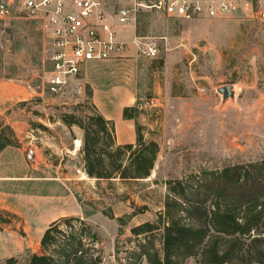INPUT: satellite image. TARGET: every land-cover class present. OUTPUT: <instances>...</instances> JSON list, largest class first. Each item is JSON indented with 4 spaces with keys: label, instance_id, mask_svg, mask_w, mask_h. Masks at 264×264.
Instances as JSON below:
<instances>
[{
    "label": "rangeland",
    "instance_id": "rangeland-1",
    "mask_svg": "<svg viewBox=\"0 0 264 264\" xmlns=\"http://www.w3.org/2000/svg\"><path fill=\"white\" fill-rule=\"evenodd\" d=\"M134 28L122 57L90 63L59 95L49 90L47 34L20 16L0 19V145L13 142L0 150V264L40 251L46 227L65 215L91 224L102 264H128L142 239L131 228L156 219L167 180L264 158V21L248 7L195 19L141 11ZM133 32L118 30L126 39ZM152 47L155 55L148 54ZM226 85L235 96L219 91ZM107 90L115 99L138 94L136 122L160 145L144 181L111 186L88 177L83 130L59 119L90 110L95 91L104 101ZM145 204V212L127 216ZM108 207L114 218L104 213ZM119 216H127L123 227ZM184 264L202 263L194 256Z\"/></svg>",
    "mask_w": 264,
    "mask_h": 264
},
{
    "label": "trees",
    "instance_id": "trees-1",
    "mask_svg": "<svg viewBox=\"0 0 264 264\" xmlns=\"http://www.w3.org/2000/svg\"><path fill=\"white\" fill-rule=\"evenodd\" d=\"M123 116L136 120L139 109L126 106ZM59 119L83 130L81 153L88 177L112 186L151 176L160 145L145 138L138 122L136 142L120 144L115 121L94 102L88 111L64 112ZM12 144L1 143L0 150ZM165 183L167 194L156 219L131 228L142 239L128 252V264H141L144 258L148 264H184L194 256L202 264H264V158ZM147 209L145 204L127 216ZM104 213L115 217L111 207ZM125 217H118L121 227L127 224ZM98 242L99 235L84 218L65 215L46 227L40 251L23 262L11 256L2 264H102Z\"/></svg>",
    "mask_w": 264,
    "mask_h": 264
},
{
    "label": "built area",
    "instance_id": "built-area-1",
    "mask_svg": "<svg viewBox=\"0 0 264 264\" xmlns=\"http://www.w3.org/2000/svg\"><path fill=\"white\" fill-rule=\"evenodd\" d=\"M240 7L264 21V0H0V19L20 16L47 34L53 69L49 90L66 94L92 62L122 57L127 42L118 30L135 26L141 11L177 19L217 17ZM156 47L148 50L155 55Z\"/></svg>",
    "mask_w": 264,
    "mask_h": 264
},
{
    "label": "crops",
    "instance_id": "crops-1",
    "mask_svg": "<svg viewBox=\"0 0 264 264\" xmlns=\"http://www.w3.org/2000/svg\"><path fill=\"white\" fill-rule=\"evenodd\" d=\"M126 27H129V26H124L122 28H126ZM133 30L134 32H133L132 38L126 39L124 37H120V39L127 43H132L135 37L134 27H133ZM104 96H105L104 101H98L96 97V91H95V93L93 94L94 103L97 105V107L103 113L105 117L109 119H113L115 121L117 142L120 144L135 143L137 140L136 120L124 118L123 109L126 106L135 105L138 99V94L136 92H129V93L127 92L122 97L115 99L112 96V92L107 90L104 93ZM115 107L118 108L117 113L114 112Z\"/></svg>",
    "mask_w": 264,
    "mask_h": 264
},
{
    "label": "water",
    "instance_id": "water-1",
    "mask_svg": "<svg viewBox=\"0 0 264 264\" xmlns=\"http://www.w3.org/2000/svg\"><path fill=\"white\" fill-rule=\"evenodd\" d=\"M219 91L223 93L226 97L235 96L234 88L232 85H226L219 88Z\"/></svg>",
    "mask_w": 264,
    "mask_h": 264
},
{
    "label": "bare ground",
    "instance_id": "bare-ground-1",
    "mask_svg": "<svg viewBox=\"0 0 264 264\" xmlns=\"http://www.w3.org/2000/svg\"><path fill=\"white\" fill-rule=\"evenodd\" d=\"M76 143L78 144V145H81V140H76Z\"/></svg>",
    "mask_w": 264,
    "mask_h": 264
}]
</instances>
